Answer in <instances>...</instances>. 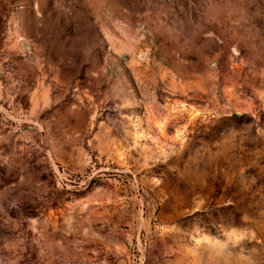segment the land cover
I'll return each instance as SVG.
<instances>
[{
	"label": "rangeland",
	"instance_id": "1",
	"mask_svg": "<svg viewBox=\"0 0 264 264\" xmlns=\"http://www.w3.org/2000/svg\"><path fill=\"white\" fill-rule=\"evenodd\" d=\"M0 264H264V0H0Z\"/></svg>",
	"mask_w": 264,
	"mask_h": 264
}]
</instances>
